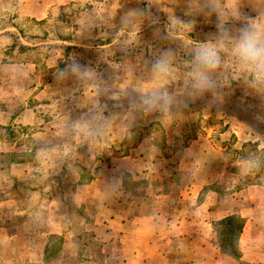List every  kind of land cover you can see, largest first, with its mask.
<instances>
[{
  "label": "rangeland",
  "instance_id": "1",
  "mask_svg": "<svg viewBox=\"0 0 264 264\" xmlns=\"http://www.w3.org/2000/svg\"><path fill=\"white\" fill-rule=\"evenodd\" d=\"M261 12L264 0H219L215 11L208 0H0V264H128L119 239L86 220L80 185L141 141L160 158L153 183L179 192L206 182L200 199L216 190L218 206L237 211L225 228L213 221L227 256L219 264H263L231 254L238 211L256 224L264 211V90L250 86L228 40L214 94L195 91L189 75L196 49L223 34L234 42ZM166 52L161 81L152 65ZM161 93L166 109L143 104Z\"/></svg>",
  "mask_w": 264,
  "mask_h": 264
},
{
  "label": "crops",
  "instance_id": "2",
  "mask_svg": "<svg viewBox=\"0 0 264 264\" xmlns=\"http://www.w3.org/2000/svg\"><path fill=\"white\" fill-rule=\"evenodd\" d=\"M152 147L153 144L141 141L129 153L117 157L106 174L84 176L80 186L84 187L86 220L103 226L106 234L119 239L114 241L119 243L118 251L128 264H170V251L178 264L227 261L226 254L212 242L213 221L237 211L221 209L216 190H208L200 199L206 182L181 184L179 192L164 188L166 179L153 183L150 165L160 158L149 156ZM124 174L133 175L136 183L144 180L141 191L128 189ZM238 213L243 221L239 261L264 264V211L257 224L252 212L248 215L241 208ZM248 226L256 230V236H244Z\"/></svg>",
  "mask_w": 264,
  "mask_h": 264
},
{
  "label": "clouds",
  "instance_id": "3",
  "mask_svg": "<svg viewBox=\"0 0 264 264\" xmlns=\"http://www.w3.org/2000/svg\"><path fill=\"white\" fill-rule=\"evenodd\" d=\"M208 6L215 11L219 6V0H208ZM259 21L253 20L243 26L234 42L230 36L223 34L218 47H201L194 51L189 75L195 91L215 93L217 83L213 77L222 64L220 50L223 48L224 40L232 43V55L239 70L250 78V86L258 91L264 90V12L260 13ZM170 57L171 53L166 52L152 65L153 76L158 80L162 81L168 75ZM71 71L76 73L79 66H71ZM142 102L149 110L156 108L164 110L169 106L170 98L167 93H161L144 97Z\"/></svg>",
  "mask_w": 264,
  "mask_h": 264
},
{
  "label": "trees",
  "instance_id": "4",
  "mask_svg": "<svg viewBox=\"0 0 264 264\" xmlns=\"http://www.w3.org/2000/svg\"><path fill=\"white\" fill-rule=\"evenodd\" d=\"M113 101H111L110 103H112ZM113 108V107H112ZM90 138H91V136H88L87 137V139H89L90 140ZM233 216H227V217H225V218H223V219H221V222L223 223V225H225L224 226V228L226 227V226H229L231 223H232V221H233ZM238 219H240L239 220V222H238V227H239V229H241L242 228V225H243V221H242V219L240 218V217H237ZM222 251H224V250H222ZM225 252H227V251H225ZM231 252V251H230ZM228 253V252H227ZM231 255H233V256H235V257H238L239 255H240V252H238V253H236V254H231Z\"/></svg>",
  "mask_w": 264,
  "mask_h": 264
}]
</instances>
